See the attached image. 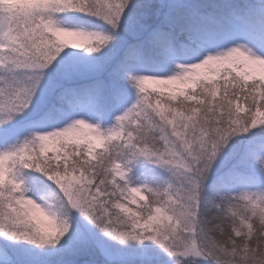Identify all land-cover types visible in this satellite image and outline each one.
Listing matches in <instances>:
<instances>
[{"label": "snow or ice", "instance_id": "obj_1", "mask_svg": "<svg viewBox=\"0 0 264 264\" xmlns=\"http://www.w3.org/2000/svg\"><path fill=\"white\" fill-rule=\"evenodd\" d=\"M0 264H264V0H0Z\"/></svg>", "mask_w": 264, "mask_h": 264}, {"label": "trees", "instance_id": "obj_2", "mask_svg": "<svg viewBox=\"0 0 264 264\" xmlns=\"http://www.w3.org/2000/svg\"><path fill=\"white\" fill-rule=\"evenodd\" d=\"M153 87H155L154 85H150L149 86V89L151 90V88H153ZM173 88H176L177 86H172ZM170 93L168 92V91H166L165 92V96H167V95H169ZM49 153H48V155L49 156H55L56 155V152H55V150H54V146L53 145H49ZM61 155H62V153H61Z\"/></svg>", "mask_w": 264, "mask_h": 264}, {"label": "rangeland", "instance_id": "obj_3", "mask_svg": "<svg viewBox=\"0 0 264 264\" xmlns=\"http://www.w3.org/2000/svg\"><path fill=\"white\" fill-rule=\"evenodd\" d=\"M207 71H208L207 69L202 70V73H201V74H204V73H206ZM177 87H179V86H177Z\"/></svg>", "mask_w": 264, "mask_h": 264}]
</instances>
